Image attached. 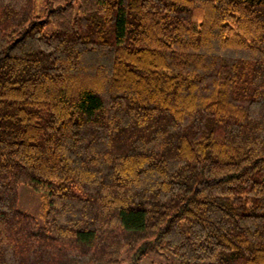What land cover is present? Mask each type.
I'll use <instances>...</instances> for the list:
<instances>
[{
	"label": "trees",
	"instance_id": "16d2710c",
	"mask_svg": "<svg viewBox=\"0 0 264 264\" xmlns=\"http://www.w3.org/2000/svg\"><path fill=\"white\" fill-rule=\"evenodd\" d=\"M34 4L0 0V264H264V0Z\"/></svg>",
	"mask_w": 264,
	"mask_h": 264
},
{
	"label": "rangeland",
	"instance_id": "374dc122",
	"mask_svg": "<svg viewBox=\"0 0 264 264\" xmlns=\"http://www.w3.org/2000/svg\"><path fill=\"white\" fill-rule=\"evenodd\" d=\"M65 0H35V14L41 15L44 12L46 3L50 7L61 5ZM47 31L51 27H46ZM44 198L28 185H20L18 188L17 208L29 213L36 218L37 224L42 225V213L44 211ZM179 264L176 257L157 246L150 247L145 254L137 259L124 256L121 264Z\"/></svg>",
	"mask_w": 264,
	"mask_h": 264
}]
</instances>
